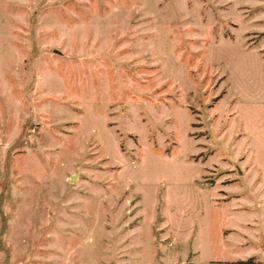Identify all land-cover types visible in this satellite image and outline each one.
<instances>
[{
    "label": "rangeland",
    "instance_id": "obj_1",
    "mask_svg": "<svg viewBox=\"0 0 264 264\" xmlns=\"http://www.w3.org/2000/svg\"><path fill=\"white\" fill-rule=\"evenodd\" d=\"M264 264V0H0V264Z\"/></svg>",
    "mask_w": 264,
    "mask_h": 264
},
{
    "label": "crops",
    "instance_id": "obj_2",
    "mask_svg": "<svg viewBox=\"0 0 264 264\" xmlns=\"http://www.w3.org/2000/svg\"><path fill=\"white\" fill-rule=\"evenodd\" d=\"M192 264H237L234 262H220V261H215V260H211V259H203V260H195L192 262Z\"/></svg>",
    "mask_w": 264,
    "mask_h": 264
}]
</instances>
